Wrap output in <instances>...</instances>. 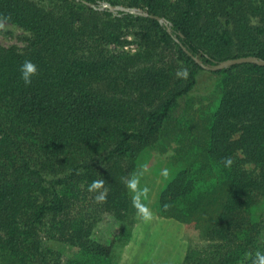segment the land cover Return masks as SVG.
<instances>
[{
  "label": "trees",
  "instance_id": "1",
  "mask_svg": "<svg viewBox=\"0 0 264 264\" xmlns=\"http://www.w3.org/2000/svg\"><path fill=\"white\" fill-rule=\"evenodd\" d=\"M0 21L27 33L23 47L0 45V264H117L119 236L94 229L131 220L121 178L171 143L181 163L153 208L195 220L208 242L181 264L264 251V66L211 71L218 92L200 127L175 115L205 70L197 60H264V0H0ZM25 60L38 68L30 86ZM99 178L102 204L87 190Z\"/></svg>",
  "mask_w": 264,
  "mask_h": 264
},
{
  "label": "rangeland",
  "instance_id": "2",
  "mask_svg": "<svg viewBox=\"0 0 264 264\" xmlns=\"http://www.w3.org/2000/svg\"><path fill=\"white\" fill-rule=\"evenodd\" d=\"M26 37L27 33L20 27L0 21V45L23 47ZM134 46L131 44L127 47L132 49ZM220 76L215 72L199 70L192 90L179 99L175 115L184 116L189 122L192 120L191 123L197 122L200 127L203 119L199 116L207 117L209 108L216 101ZM176 149V144L171 143L164 152L152 150L148 158L140 159L137 169L132 172V175L139 177L140 186L149 189L148 197L143 202L153 214L151 221L145 222L135 213L131 220L125 222L104 217L95 227L93 236L100 241L107 242L119 236L113 249L118 257L117 264H181L189 248L202 249L207 246L205 231L195 227V220L183 224L160 218L153 208L160 188L181 163L176 164ZM163 169L168 170L167 178L161 175ZM180 224L181 227L175 226ZM69 253L65 251L66 255Z\"/></svg>",
  "mask_w": 264,
  "mask_h": 264
},
{
  "label": "clouds",
  "instance_id": "3",
  "mask_svg": "<svg viewBox=\"0 0 264 264\" xmlns=\"http://www.w3.org/2000/svg\"><path fill=\"white\" fill-rule=\"evenodd\" d=\"M184 78L187 77V69H182L179 73ZM38 75V68L35 63L31 60H25L20 66V79L23 81L25 86H30L32 84L33 77ZM232 163L231 158L224 159L225 167L230 166ZM161 175L167 178L168 170L163 169ZM121 183L124 184L125 188L132 194V206L136 210V213L140 219L145 222L151 221L153 219V214L150 209L143 203V200L147 199L149 189L147 186H140V179L136 175H128L121 178ZM106 182L103 178L93 180L91 184L88 185L87 190L90 193H94L93 199L97 203H106L107 194L109 189L105 186ZM163 208L167 210L168 205H163ZM247 258L251 260V264H264V251H255L247 254Z\"/></svg>",
  "mask_w": 264,
  "mask_h": 264
},
{
  "label": "water",
  "instance_id": "4",
  "mask_svg": "<svg viewBox=\"0 0 264 264\" xmlns=\"http://www.w3.org/2000/svg\"><path fill=\"white\" fill-rule=\"evenodd\" d=\"M104 6H106V5H104ZM109 8H110V10L119 8V9H123V10H128L130 12H138V13H142L143 15H147L146 12H142L141 10H137L135 8H124V7H120V6L119 7L118 6H110ZM153 17L158 19L159 21H163V19H161L158 16H153ZM197 63L200 64L203 69L208 70V71H217V70H221V69L230 67L232 65L241 64V63H253V64L260 65V66H264V60L259 59V58L254 57V56H242V57H238V58H230V59L220 61L219 63H217L213 66L203 65L199 60H197Z\"/></svg>",
  "mask_w": 264,
  "mask_h": 264
},
{
  "label": "crops",
  "instance_id": "5",
  "mask_svg": "<svg viewBox=\"0 0 264 264\" xmlns=\"http://www.w3.org/2000/svg\"><path fill=\"white\" fill-rule=\"evenodd\" d=\"M175 226H177V227H181V224L180 225H175ZM135 243V242H134ZM136 245V244H135Z\"/></svg>",
  "mask_w": 264,
  "mask_h": 264
}]
</instances>
